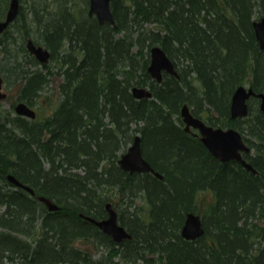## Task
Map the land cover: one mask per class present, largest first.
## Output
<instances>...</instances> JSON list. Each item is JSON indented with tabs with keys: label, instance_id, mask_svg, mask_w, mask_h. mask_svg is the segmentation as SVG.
Here are the masks:
<instances>
[{
	"label": "trees",
	"instance_id": "obj_1",
	"mask_svg": "<svg viewBox=\"0 0 264 264\" xmlns=\"http://www.w3.org/2000/svg\"><path fill=\"white\" fill-rule=\"evenodd\" d=\"M18 1L0 34V78L17 86L10 108L0 107V264H264V114L251 98L246 117L229 119L239 85L264 91L252 26L264 0H111L116 28L89 16L88 0ZM9 2L0 0V19ZM28 39L49 50L48 62L29 53ZM156 45L179 77L148 74ZM52 80L48 115L15 113L20 101L41 110ZM133 86L152 96L135 98ZM183 104L209 125L239 129L257 172L214 158L184 130ZM137 132L161 179L119 167ZM106 202L131 235L118 246L79 216L104 218ZM189 212L204 230L193 240L181 235ZM86 241L98 256L78 246Z\"/></svg>",
	"mask_w": 264,
	"mask_h": 264
},
{
	"label": "water",
	"instance_id": "obj_2",
	"mask_svg": "<svg viewBox=\"0 0 264 264\" xmlns=\"http://www.w3.org/2000/svg\"><path fill=\"white\" fill-rule=\"evenodd\" d=\"M110 2L111 0H88L87 13L89 16H94L100 25L109 24L116 28V23L110 8ZM18 8L19 1L10 0L5 17L0 19V33L15 19L18 13ZM253 27L259 46L264 50V14L258 21L253 23ZM26 48L39 63L48 62L50 52L44 46L36 45L28 39L26 42ZM147 72L151 78L155 79L157 82L161 81L163 72L177 76V71L172 61L158 45L150 48ZM1 89L2 80L0 78V100L6 97V93L2 92ZM131 91L132 95L138 99L150 98L152 96L150 89L145 86H133ZM250 96L259 97V108L264 114V91L256 93L250 86L239 85L231 96L230 110L233 118H243L247 116L248 107L246 100L249 99ZM14 111L16 114L24 117L32 119L36 118L35 110L22 101L16 103ZM180 116L185 131L195 129L197 131L196 135L214 158L221 162L235 161L240 163L247 170L256 172L255 169L243 159V154L249 151V147L242 139L239 131L234 128L223 129L222 127H214L207 124L204 120L195 116L187 104L181 106ZM117 163L122 170L128 171L129 174L134 172H151L158 178H162V175L155 171L149 162L143 157L139 133L135 134L127 150L118 158ZM6 178L16 187H22L29 193L33 194V190L30 187L19 182L12 174H7ZM38 200L43 202L49 211H55L59 208L58 205L48 197L39 196ZM105 210L107 212L105 218L99 220H95L89 216L86 218L98 226L103 232L111 235L116 241L130 238L131 235L127 230L118 223L117 212L110 202L105 204ZM203 233L204 230L202 228L200 215L189 212L184 221L182 235L185 239L193 240L201 236Z\"/></svg>",
	"mask_w": 264,
	"mask_h": 264
},
{
	"label": "rangeland",
	"instance_id": "obj_3",
	"mask_svg": "<svg viewBox=\"0 0 264 264\" xmlns=\"http://www.w3.org/2000/svg\"><path fill=\"white\" fill-rule=\"evenodd\" d=\"M1 90H2V92L6 93V97L0 100V107L1 108H10V106L12 105V103L14 102V100L16 98L17 86L16 85L6 86L5 83L2 82V89ZM52 94H54L53 97L55 99L57 94H56V90H55V82L53 80L42 91V96H41L42 107H40L42 109L40 110L39 108L37 109V107H35V106L33 107V109H35L37 111L38 117H42V116L48 115L50 113V111L52 109V103L47 101L46 97L50 96ZM39 110L42 112H39ZM183 128H184V125H183ZM196 214H198V213H196ZM78 246H80L81 249H84L87 251H93L94 250L93 244H90L87 241L79 243ZM99 253L100 252H98V254Z\"/></svg>",
	"mask_w": 264,
	"mask_h": 264
},
{
	"label": "bare ground",
	"instance_id": "obj_4",
	"mask_svg": "<svg viewBox=\"0 0 264 264\" xmlns=\"http://www.w3.org/2000/svg\"><path fill=\"white\" fill-rule=\"evenodd\" d=\"M257 7V6H256ZM257 8H259V7H257ZM257 8L255 9V16L256 17H258L257 15H258V11H257ZM260 9V8H259ZM258 9V10H259ZM262 11H263V14H264V4H263V9H262ZM260 18H258V19H254L253 20V22H252V26H253V23L255 22V21H258ZM253 31H254V27H253ZM254 36H255V32H254ZM255 39H256V36H255ZM256 41H257V39H256ZM257 43H258V41H257ZM258 46H259V43H258ZM259 49L261 50V51H263L264 52V50H262L261 48H260V46H259ZM177 77H179V75L177 74ZM256 93H259V92H256ZM251 98H255L256 100H259V97H257V96H250L249 97V99H247L246 100V104H247V107H248V101L251 99ZM138 99V98H137ZM141 99H143V98H141ZM16 105V104H15ZM14 105V106H15ZM230 106H231V98H230V104H229V119L231 120V121H233V120H235V119H237V118H233L232 117V112H231V110H230ZM223 129H226V128H234V129H236L237 131H239L240 132V134H241V136H242V139L245 141V143H246V145L249 147V151L247 152V153H251V147H250V145L248 144V142L244 139V137H243V134H242V132L239 130V129H237V128H235L234 126H225V127H222ZM187 132V131H186ZM138 133V132H137ZM128 148V147H127ZM247 153H244L243 154V159L247 162V163H249L250 165H251V167L253 168V169H255V171H256V168L251 164V162H249L247 159H246V157L244 156L245 154H247ZM221 162V161H220ZM227 162H234V161H227ZM221 163H226V162H221ZM237 164H239L242 168H244L245 170H247L245 167H243L240 163H237ZM247 171H250L251 173H256V172H252L251 170H247ZM45 205V204H44ZM46 206V205H45ZM46 208H47V206H46ZM79 216L81 217V218H83V219H85V220H87V221H89L86 217L87 216H89V215H87V214H85V213H83V212H79ZM89 217H91V216H89ZM91 218H93V217H91ZM95 219V218H94ZM96 220V219H95ZM90 222V221H89ZM90 223H92V222H90ZM93 224V223H92ZM93 225H95V224H93ZM183 225H184V223H183ZM183 225H182V227H181V235H182V229H183ZM96 226V225H95ZM103 234H105L106 236H108L110 239H111V241L114 243V244H116V246H118L123 240H125V239H123L122 241H116L111 235H108L107 233H105V232H103L98 226H96ZM182 237L183 238H185L183 235H182ZM126 239H131V236H130V238H126ZM78 243V242H77ZM76 243V244H77ZM102 249V248H101ZM99 250L98 252H100V251H102V250ZM115 250V249H114ZM87 251V250H86ZM119 251V250H118ZM94 252H97V251H93V253ZM98 252L97 253H94V255L95 256H98L99 254H98ZM140 264H144V263H140Z\"/></svg>",
	"mask_w": 264,
	"mask_h": 264
},
{
	"label": "flooded vegetation",
	"instance_id": "obj_5",
	"mask_svg": "<svg viewBox=\"0 0 264 264\" xmlns=\"http://www.w3.org/2000/svg\"><path fill=\"white\" fill-rule=\"evenodd\" d=\"M8 6H9V5H8ZM7 9H8V8H7ZM6 12H7V11H6ZM5 15H6V14H5ZM4 17H5V16H4ZM4 17H3V18H4ZM3 18H1V19H3ZM8 26H9V25H8ZM8 26L6 27V29L8 28ZM6 29H4V30H6ZM4 30H3V31H4ZM3 31H2V32H3ZM2 32H1V33H2ZM1 33H0V34H1ZM189 132H192L194 135L196 134V131H195L194 129H191ZM195 136H196V135H195ZM234 162H235V161H234ZM138 173H144V172H138Z\"/></svg>",
	"mask_w": 264,
	"mask_h": 264
}]
</instances>
